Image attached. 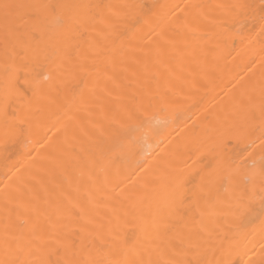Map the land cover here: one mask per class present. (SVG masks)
Masks as SVG:
<instances>
[{
	"label": "bare ground",
	"instance_id": "bare-ground-1",
	"mask_svg": "<svg viewBox=\"0 0 264 264\" xmlns=\"http://www.w3.org/2000/svg\"><path fill=\"white\" fill-rule=\"evenodd\" d=\"M0 264H264V0H0Z\"/></svg>",
	"mask_w": 264,
	"mask_h": 264
}]
</instances>
